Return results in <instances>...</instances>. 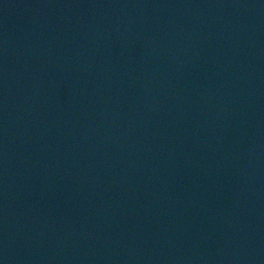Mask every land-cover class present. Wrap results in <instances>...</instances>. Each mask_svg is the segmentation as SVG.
<instances>
[{
  "label": "water",
  "instance_id": "1",
  "mask_svg": "<svg viewBox=\"0 0 264 264\" xmlns=\"http://www.w3.org/2000/svg\"><path fill=\"white\" fill-rule=\"evenodd\" d=\"M0 264H264V0H0Z\"/></svg>",
  "mask_w": 264,
  "mask_h": 264
}]
</instances>
